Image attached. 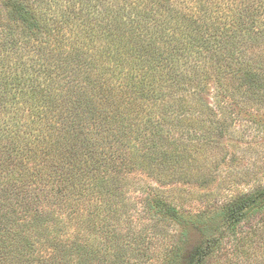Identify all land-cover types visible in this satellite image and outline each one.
Listing matches in <instances>:
<instances>
[{
    "label": "trees",
    "instance_id": "obj_1",
    "mask_svg": "<svg viewBox=\"0 0 264 264\" xmlns=\"http://www.w3.org/2000/svg\"><path fill=\"white\" fill-rule=\"evenodd\" d=\"M213 84L264 102V0H0V264H123L167 228L165 264H210L264 187L188 220L154 182L189 180Z\"/></svg>",
    "mask_w": 264,
    "mask_h": 264
},
{
    "label": "rangeland",
    "instance_id": "obj_2",
    "mask_svg": "<svg viewBox=\"0 0 264 264\" xmlns=\"http://www.w3.org/2000/svg\"><path fill=\"white\" fill-rule=\"evenodd\" d=\"M211 86V94L204 96L205 100L214 107L224 106L226 111L214 119L204 114L200 119L187 117L184 122L181 133L184 132L185 148L187 154L195 156L196 163L190 166L189 180L163 187L154 182L188 220L202 213L212 217L224 203L264 187V102L256 101L258 93L246 91L247 87L229 85L236 99L232 102L230 96L218 95L214 84ZM196 129H201L200 137L193 136ZM139 176L144 182L151 181L145 175ZM133 194L134 223L140 228L148 221L142 212L146 193ZM167 230L170 234L150 246L148 258L132 257L123 264H165L164 253L179 236L175 229ZM187 240L194 243L199 234L190 230ZM210 264H264V211L246 220L237 229V236L225 241Z\"/></svg>",
    "mask_w": 264,
    "mask_h": 264
}]
</instances>
